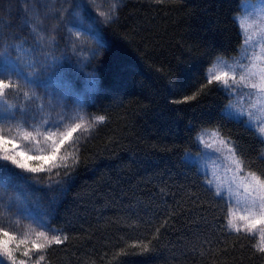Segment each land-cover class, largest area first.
Wrapping results in <instances>:
<instances>
[{
    "label": "trees",
    "instance_id": "16d2710c",
    "mask_svg": "<svg viewBox=\"0 0 264 264\" xmlns=\"http://www.w3.org/2000/svg\"><path fill=\"white\" fill-rule=\"evenodd\" d=\"M243 1L120 0L114 21L102 26L105 47L92 58L93 43L75 37L84 8L73 5L96 15L114 0H0V43L21 44L31 61L42 36L36 55L62 57L39 86L12 77L19 87L0 95V112L15 119L0 122V134L23 126L37 138L24 143L27 152L38 144L49 151L43 118L65 115L50 130H67L79 122L77 98L81 115L105 116L88 132L78 130L76 143L62 151L71 168L33 174L10 166L28 179L0 178V226L31 240L45 230L34 222L42 219L56 230L50 236H67L28 264L40 255L41 264H264L252 247L259 236L230 229L231 204L209 189L197 161L202 147L194 142L196 131L218 127L244 161L242 173L264 172V145L221 115L229 99L222 85L207 84L216 61L242 50ZM87 73L97 81L94 92L84 91Z\"/></svg>",
    "mask_w": 264,
    "mask_h": 264
},
{
    "label": "snow or ice",
    "instance_id": "6c2138e0",
    "mask_svg": "<svg viewBox=\"0 0 264 264\" xmlns=\"http://www.w3.org/2000/svg\"><path fill=\"white\" fill-rule=\"evenodd\" d=\"M120 0H114L111 7L108 10H99L96 15H93L89 11L88 7L84 4L73 5L74 7L84 8L83 18L74 27L77 29L75 37L80 40L82 37L87 41L93 43V47L90 49L92 58H95L101 49L105 47L103 38V27L114 21L118 5ZM71 16V13H69ZM234 22L236 18L234 17ZM241 27H243L241 25ZM36 40V47H31V61L25 59L29 55V51L24 49L21 44L9 42L7 44L0 43V95H3L5 89L10 87L16 88L19 85L12 83V77H16L17 80H23L27 85H38V82L47 75L54 64L62 59V57L52 56L49 60V55L41 50V55H36L40 41ZM79 70L83 72V67ZM212 68L208 69L209 75L207 77V84L211 85L216 82L218 85H222V90L229 99V103L222 109L221 115L226 119L243 124V126L251 131L256 138L257 142L264 145V119H260L253 116V113L242 106L245 98L251 99L257 93L259 94L260 100L264 101V75H261V82L257 83H244L243 87H248L255 90V92H243L240 85L233 86L229 83V73L225 71L211 74ZM7 79V83H6ZM234 79V78H233ZM249 77L241 75V81H248ZM97 87V81L95 80L94 74H86V82L84 91L94 92ZM202 90V89H201ZM27 97L29 94L24 93ZM35 96V92L32 93ZM239 97V100L234 102V98ZM196 98V94L191 96H185L183 102L191 101ZM174 103H180L182 101H173ZM11 108V106H10ZM44 105L39 106V111L43 112ZM83 112V103L77 98V105L75 109L76 115L74 119H78L79 122L74 123L71 127H68L65 131L52 132L50 129H59L63 124L65 115H61L59 120L52 121L49 117L43 118V123L49 129L43 133V139L45 142H49L50 150L41 152L36 155H29L28 153L18 150V145L15 142V138L0 134V161L5 163L0 164V178L7 181L18 180L24 181L27 177L18 175L14 169L10 166H14L15 169H20L27 173H53L56 169H68L73 165L68 163L69 156L62 155V151L66 146L76 143L78 138L74 137V134L78 130L83 129L85 132L93 129L96 124L102 123L105 120V116L97 115L91 119L88 118L87 114L81 115ZM21 116L25 115V109H20ZM247 116V119H245ZM6 119H15V113L9 111L7 114L0 112V122ZM33 121L36 120V116L31 117ZM27 123V120L24 121ZM41 133L37 132V135ZM212 136L220 139V143L224 145L228 152L231 153L232 162L235 163L237 170H242L244 161L237 155V148L231 140H226L221 137L219 128L212 130L200 129L196 131L194 142L198 144H205V136ZM20 136L23 140H36V136L31 131H21ZM78 152V149L76 150ZM191 153H186V157H190ZM260 158L264 159V150L260 153ZM75 161L78 162V156H75ZM56 176L60 175L59 171L54 173ZM69 173L65 172V176ZM247 176L251 178V183L245 185V191L250 195L256 193L257 195L247 205L245 211L246 215L239 216V220L243 221V230L250 236H254L259 232V239L252 247L259 253L264 254V172L257 174L256 171H249ZM209 189L211 188V181L207 182ZM258 199V206H257ZM11 210V209H9ZM231 215V213H230ZM37 227L45 229L44 231L35 232V239L29 240L27 236L24 238L18 237L16 234L10 233L5 230L4 227L0 226V264H4L7 260L8 264H28L29 260H32L35 253L44 252L53 244H61L67 240V236L61 238L58 234L49 235V232H55V229L50 228L49 223L45 220L34 221ZM229 226L239 232L241 227H237L229 220ZM17 253L24 259H18ZM45 257L40 255L35 258V264H41Z\"/></svg>",
    "mask_w": 264,
    "mask_h": 264
},
{
    "label": "rangeland",
    "instance_id": "374dc122",
    "mask_svg": "<svg viewBox=\"0 0 264 264\" xmlns=\"http://www.w3.org/2000/svg\"><path fill=\"white\" fill-rule=\"evenodd\" d=\"M241 7L242 11L238 22L240 27L243 26L241 29L245 38L242 50L232 60L216 61L211 67L213 69L211 74L214 75L220 71L228 72L229 83L234 87L240 85L243 92H255V90L243 87V85L244 83L259 84L261 75H264V0H244ZM241 75L248 76L249 80L242 82ZM236 100H239V97H235L234 102ZM259 100V94L257 93L251 99L245 98L242 106L249 109L254 117L264 119V101L258 102ZM245 119H247V116H245ZM21 131H28V129L21 126L8 136L15 138L18 150H22L29 155L48 151L43 145L38 144L32 151L27 152L24 149V143L36 142V140H23L20 136ZM33 135L35 136L34 133ZM204 139L205 144H201L202 152L197 159L199 167L207 176L208 181H211V186L216 190V193L224 196L230 202L231 215L229 220L231 219L233 224L241 227V231H244L242 227L244 222L239 220V216L247 214L245 211L247 205L257 195L256 193L250 195L245 191V185L251 183V178L242 173L241 170H237L235 163L230 158L231 153L220 143L219 138L209 135L205 136ZM45 143L49 146V142ZM230 229L233 230L231 227ZM256 234L259 236V232Z\"/></svg>",
    "mask_w": 264,
    "mask_h": 264
}]
</instances>
